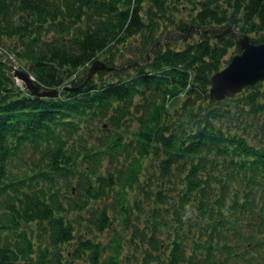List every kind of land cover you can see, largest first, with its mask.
Masks as SVG:
<instances>
[{"label":"trees","instance_id":"obj_1","mask_svg":"<svg viewBox=\"0 0 264 264\" xmlns=\"http://www.w3.org/2000/svg\"><path fill=\"white\" fill-rule=\"evenodd\" d=\"M238 35L264 0H0V264H264V80L209 92Z\"/></svg>","mask_w":264,"mask_h":264},{"label":"water","instance_id":"obj_2","mask_svg":"<svg viewBox=\"0 0 264 264\" xmlns=\"http://www.w3.org/2000/svg\"><path fill=\"white\" fill-rule=\"evenodd\" d=\"M237 45L240 52L211 76L209 92L212 98L219 100L233 96L245 86L264 80V41L254 43L247 35H238ZM109 68L102 60L96 59L89 67L88 77ZM14 76L25 84L31 95L55 97L59 94L55 88L41 89L25 70H16Z\"/></svg>","mask_w":264,"mask_h":264},{"label":"rangeland","instance_id":"obj_3","mask_svg":"<svg viewBox=\"0 0 264 264\" xmlns=\"http://www.w3.org/2000/svg\"><path fill=\"white\" fill-rule=\"evenodd\" d=\"M168 40V38L166 39V41ZM0 57L2 58V60H4V59H6V58H10V57H7L5 54H10L11 56H12V54L10 53V51H9V49L7 48V46H5V48H4V50H0ZM127 53H128V51L126 50V55H125V57H127ZM232 56L230 55V57H228L229 59L231 58ZM99 59H101L102 60V58L101 57H99ZM1 60V59H0ZM1 60V61H2ZM14 62H16L15 60H10L9 62H7L8 63V65H10V70H11V72L14 74L15 73V71H16V67H20V65H19V63H14ZM228 63V62H227ZM15 64H17V66L15 65ZM124 65V64H123ZM122 65V66H123ZM89 67H90V65L88 66V68H87V72H88V70H89ZM23 68V67H22ZM117 68H119V67H117ZM58 93H59V91H58ZM182 98V95L180 94V96L178 97V100L180 101V100H182L181 99ZM178 101H175V103H177Z\"/></svg>","mask_w":264,"mask_h":264}]
</instances>
